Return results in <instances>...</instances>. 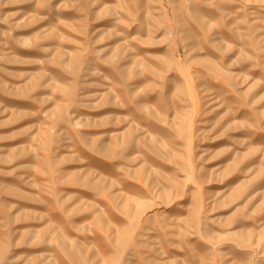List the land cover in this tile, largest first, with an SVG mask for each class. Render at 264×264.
<instances>
[{"label":"rangeland","instance_id":"rangeland-1","mask_svg":"<svg viewBox=\"0 0 264 264\" xmlns=\"http://www.w3.org/2000/svg\"><path fill=\"white\" fill-rule=\"evenodd\" d=\"M52 254L264 264V0H0V264Z\"/></svg>","mask_w":264,"mask_h":264},{"label":"crops","instance_id":"crops-1","mask_svg":"<svg viewBox=\"0 0 264 264\" xmlns=\"http://www.w3.org/2000/svg\"><path fill=\"white\" fill-rule=\"evenodd\" d=\"M97 168H99V167L97 166ZM99 169H100V168H99ZM74 222H75V221H69V225L72 224V223H73V224H76V223H74ZM69 225H68V227L66 228L68 233H70V232L73 231V229H72ZM44 252H46V251L44 250V251H41L40 253H37V254L35 253V255L37 256V255L43 254ZM50 252H51V251H50ZM51 253H52V252H51ZM52 255H54V254H52ZM54 256H56V259H57V261H58V264H59V263H60V264H67L66 261H64L63 259H60V258L58 257L59 255L55 254Z\"/></svg>","mask_w":264,"mask_h":264},{"label":"bare ground","instance_id":"bare-ground-1","mask_svg":"<svg viewBox=\"0 0 264 264\" xmlns=\"http://www.w3.org/2000/svg\"><path fill=\"white\" fill-rule=\"evenodd\" d=\"M101 28H99V30H100ZM247 131V130H246ZM246 131H245V133H246ZM133 197H132V200H136V197L134 196V195H132Z\"/></svg>","mask_w":264,"mask_h":264}]
</instances>
